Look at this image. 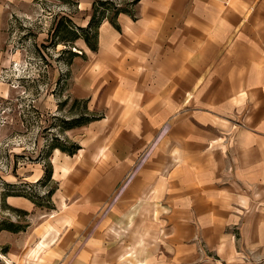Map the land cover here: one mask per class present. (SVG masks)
Masks as SVG:
<instances>
[{
    "label": "crops",
    "instance_id": "1",
    "mask_svg": "<svg viewBox=\"0 0 264 264\" xmlns=\"http://www.w3.org/2000/svg\"><path fill=\"white\" fill-rule=\"evenodd\" d=\"M117 21L74 61L99 118L54 151L49 217L0 221V264H264V0H138Z\"/></svg>",
    "mask_w": 264,
    "mask_h": 264
},
{
    "label": "rangeland",
    "instance_id": "2",
    "mask_svg": "<svg viewBox=\"0 0 264 264\" xmlns=\"http://www.w3.org/2000/svg\"><path fill=\"white\" fill-rule=\"evenodd\" d=\"M114 1L126 5L131 0ZM93 3L0 2V221L10 218L26 233L48 218L55 207L54 193L49 195V190L56 182L45 180L42 151L54 135L77 141L57 126L59 117L68 119L82 111L80 104L73 105L71 88L77 66L76 57L72 60L68 50H88L82 39L67 40L71 38L67 21L71 19L82 32L80 27L91 18ZM60 25L62 30L57 31ZM6 193L26 197L35 204L34 210L7 211Z\"/></svg>",
    "mask_w": 264,
    "mask_h": 264
},
{
    "label": "trees",
    "instance_id": "3",
    "mask_svg": "<svg viewBox=\"0 0 264 264\" xmlns=\"http://www.w3.org/2000/svg\"><path fill=\"white\" fill-rule=\"evenodd\" d=\"M138 2V0H131L126 2V5L119 4L114 0H94L93 3V13L91 18L89 19L86 26H81V31H78L73 24V21L69 19L67 21V28H69L70 39H67L69 42L74 43L78 39L84 40L87 46L95 51L98 49L99 45V28L104 19L110 20L116 27H119L117 18L121 12H128L133 14V7ZM58 26V30H62ZM68 50V49H67ZM71 52V59L73 60L76 56L81 55L82 57L86 56V52L82 51L81 53L78 51ZM68 99V98H67ZM65 99V101L67 100ZM80 104L82 107V111L79 114L73 115L71 118H58L60 123H58V127L61 130H69L75 127L84 126L90 123L93 120L99 118V115L90 112L88 109V99H79L73 98V105ZM81 148L80 144L72 139H61L58 135H54L50 142L46 144V148L42 152L40 159L45 162V180L51 181L53 179V163L51 161L52 154L55 149H60L63 152H66L70 155L75 154ZM44 180V179H43ZM57 188V184L55 187L49 190V195H52ZM7 196L9 195H19L14 193H6ZM25 195V194H23ZM27 196V195H25ZM6 224L10 223V228L13 231H18L19 227L15 223L11 221H5ZM3 224L1 223L0 229L2 228Z\"/></svg>",
    "mask_w": 264,
    "mask_h": 264
},
{
    "label": "bare ground",
    "instance_id": "4",
    "mask_svg": "<svg viewBox=\"0 0 264 264\" xmlns=\"http://www.w3.org/2000/svg\"><path fill=\"white\" fill-rule=\"evenodd\" d=\"M7 258V257H6ZM8 262H12V261H10L9 259H8ZM7 264V263H6Z\"/></svg>",
    "mask_w": 264,
    "mask_h": 264
}]
</instances>
